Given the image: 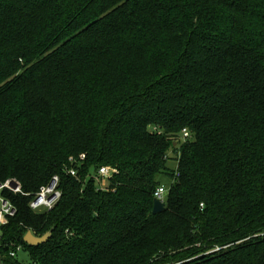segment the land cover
Instances as JSON below:
<instances>
[{"label":"trees","instance_id":"16d2710c","mask_svg":"<svg viewBox=\"0 0 264 264\" xmlns=\"http://www.w3.org/2000/svg\"><path fill=\"white\" fill-rule=\"evenodd\" d=\"M54 175L1 264H264V0H0V182Z\"/></svg>","mask_w":264,"mask_h":264},{"label":"built area","instance_id":"2783aa9c","mask_svg":"<svg viewBox=\"0 0 264 264\" xmlns=\"http://www.w3.org/2000/svg\"><path fill=\"white\" fill-rule=\"evenodd\" d=\"M180 135L183 140L190 136L187 129H183ZM84 158L85 157L83 154L79 157L80 161L84 160ZM115 172V168L111 166H100L98 170L91 175V177L95 180L97 186L100 189H104L106 187L107 180L111 178ZM68 173L71 176L76 177V167L70 168L68 170ZM58 185L59 177L57 175H54L49 180V182L46 185L42 186L36 193L28 194L23 192L20 183L14 178H9L3 182H0V246L3 237L2 227L8 224L9 219L14 217L17 213L15 205L10 201L8 197H6L5 193H19L26 196L30 195L31 198L28 202L30 210L34 213H40L51 210L59 201L61 197V191L58 188ZM166 194L167 187L164 185H160L154 191L153 196L154 198L159 199L163 202ZM21 250V244H17L14 246V250H11L9 254L11 257H15ZM1 263L2 260L0 257V264Z\"/></svg>","mask_w":264,"mask_h":264},{"label":"water","instance_id":"95a60500","mask_svg":"<svg viewBox=\"0 0 264 264\" xmlns=\"http://www.w3.org/2000/svg\"><path fill=\"white\" fill-rule=\"evenodd\" d=\"M165 204L159 199H153L152 213L157 214L164 210ZM51 236V231L44 233L41 236L34 235L31 231H27L23 236V241L30 246H37L45 243Z\"/></svg>","mask_w":264,"mask_h":264},{"label":"rangeland","instance_id":"374dc122","mask_svg":"<svg viewBox=\"0 0 264 264\" xmlns=\"http://www.w3.org/2000/svg\"><path fill=\"white\" fill-rule=\"evenodd\" d=\"M171 157H172V159H174L172 155H171ZM176 165H177L176 164V161H174V160H170L169 159V161L167 162V166L170 167V168H175ZM93 173H95V172H92V174ZM159 181H160V184L161 185H165L166 187L169 185L168 184L169 183V180L165 176H161L159 178ZM5 195H6V197H8V192H6ZM18 257H19L20 260H23L24 262H27L28 261L27 254L25 252H23L22 250L18 253Z\"/></svg>","mask_w":264,"mask_h":264}]
</instances>
